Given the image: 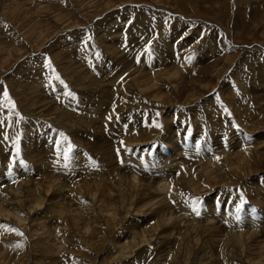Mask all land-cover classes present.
<instances>
[{
	"label": "rangeland",
	"instance_id": "obj_1",
	"mask_svg": "<svg viewBox=\"0 0 264 264\" xmlns=\"http://www.w3.org/2000/svg\"><path fill=\"white\" fill-rule=\"evenodd\" d=\"M25 1L0 0V183L8 185L23 179L27 184L26 179L31 177L38 182L41 178L39 183L44 184V176L49 175L70 190L81 185L89 187L94 194L89 197L87 193V201H81L82 208L75 207L86 209L89 213L87 220L79 217L84 223L87 221L91 228L87 235L83 231L85 241L71 232L64 244L67 251L57 254L55 259L49 252H43L35 257L17 260L23 262L16 263L243 264V260L239 261V251L237 258H233L235 251L241 248L240 245H232L228 250L231 253L227 255L222 247H216L210 242L213 237L223 235L224 238V235L231 232L210 222L217 221L216 217L223 214V211L218 212L220 206H215L213 212L204 214L203 209L200 211V215L194 219L196 223L201 222L200 227L189 230L195 236L188 233L186 243L183 240L179 252L175 240L183 236L173 230V225L177 216L183 212L167 210L169 217L164 230H169V237L162 238L161 231L153 232L149 242L139 246L136 245L140 241L138 237L150 226L140 228L141 224L137 223L134 227L137 234L130 233L129 222L140 219V214H128V208L131 203L141 207L150 192L158 200L161 196L172 198L178 191L179 197L186 196L190 203L191 197L197 194H200L197 197L201 202L214 194L223 196L226 193L231 197L236 194L246 203L241 204L239 211L235 209V219L227 213L230 224L234 225L235 230L243 231L248 227L243 218L245 208L252 212L253 201L261 202L263 205L256 215L252 212L255 226L249 233H239L248 246L254 245L257 248L264 241V227L257 223L260 210L264 211V200L255 195V189L247 184L250 181L264 188V158H256L255 155L244 175H236L230 168V164L238 159L237 152L242 154L244 147L254 151L257 150L256 146L258 149L264 147V0H126V10L120 6L123 0H97L98 4L92 8L90 0H86L82 7L78 5L80 0H39L36 5L40 3L39 6L46 7L45 13H42L45 19L32 29V38L24 37L27 32L24 30L25 25H21L23 21L16 16L7 18V13H4L7 9L3 8L4 5L23 8ZM31 4L33 2L28 5ZM105 15L110 16L106 19L112 26L108 32L104 29L106 22L102 20ZM111 18H115L114 24ZM164 23L168 25L167 28ZM166 39L175 46H186L183 47V55L192 52V58L188 59L191 61L190 68L182 65L185 69L180 75V70L175 72L173 64L177 62H174L175 55L172 53L170 57L164 55L165 61H158L160 66L156 67V54ZM74 42H82L77 50L76 46L72 47L76 44ZM65 44L72 48L60 55L58 51ZM142 44L143 50L149 48L147 52L150 53L145 62L142 55L139 59L137 57L144 52L138 49ZM131 45L136 48L125 52H129L128 55L133 59L135 65L132 66L124 63V58L113 55L121 47L129 48ZM12 50L14 53L17 50L20 52L11 54ZM79 52L85 53L84 58ZM142 63L147 66L146 69ZM152 63L155 71L152 76H156V72L164 66L160 71L175 73L180 78V84L174 86L167 79L165 85L158 87V91L152 95L151 91L143 90L142 94L136 91L130 95L132 102L129 105L124 103V108L120 109L123 93L117 85L119 79L116 75L128 68L132 76L139 75V68L146 71ZM238 71V75L244 77L242 82L236 79ZM57 75L59 80L56 79ZM113 77L116 81L111 83ZM132 88L134 81L128 87V93L133 92ZM4 91H7L10 100L5 99ZM157 95L160 101L155 102L153 98ZM139 96L141 99L137 101ZM12 102L15 103L14 110L11 109ZM167 111H177L176 116L168 119L171 128L164 120V117L169 116ZM127 120L134 132L141 133V126H151L150 131L155 134L141 133L138 138H132L140 140L141 144L154 142L151 151L140 154V150L147 148L145 146L133 150L129 146L134 143L130 139L132 135L118 132L122 127H125V131L130 129ZM232 122L241 126L240 130L249 136L248 139L233 131ZM186 130L190 135L184 134ZM60 133L64 136L61 137ZM124 136V140L131 143H124L121 147L116 137ZM169 138L179 139L178 144L184 148L183 151L189 150L187 153L193 156L189 155V158H193L191 160H181L179 169L165 165L164 157L158 159L160 147L164 152ZM191 142L192 145L199 144L191 149ZM202 150L205 153L203 156ZM32 151L43 154L33 159ZM208 166L216 172L213 179L208 178L214 191L201 188V193L198 191L191 196L192 188L183 180L186 177H182L195 176V182L198 183L197 172ZM37 167L46 175L35 172L34 168ZM118 174L124 180L136 174V183L146 178L147 181L143 182L148 187L137 190L138 184L131 186L135 194L127 196L121 205L119 198H110L104 193L108 187L113 186L112 179ZM151 174L157 175L159 179H149ZM159 183L163 185L161 195L155 194ZM44 197L48 198L46 195ZM94 197L101 201L102 207L98 206L97 200L94 202ZM215 201H219L218 197H215ZM156 211L158 209H151L143 216L153 217L157 215ZM58 214L56 216L61 217V213ZM172 215L176 217L172 218ZM219 221L221 224L226 222L222 219ZM55 224L60 226V218ZM22 229L19 232L25 233ZM33 239L38 241V238ZM206 240L209 247L204 249L202 245ZM14 247L20 250L25 244L20 239ZM160 254L164 255L163 261L156 258ZM66 256L70 260H65Z\"/></svg>",
	"mask_w": 264,
	"mask_h": 264
},
{
	"label": "bare ground",
	"instance_id": "obj_2",
	"mask_svg": "<svg viewBox=\"0 0 264 264\" xmlns=\"http://www.w3.org/2000/svg\"><path fill=\"white\" fill-rule=\"evenodd\" d=\"M38 1L39 0H35V1L34 0H26L23 8L9 7L7 5L3 6L4 9H7V10H4V13H7L6 14L7 18L12 19L16 16V18L18 20L21 19L23 21V24H21V25H25L24 30L28 33V34L27 33L25 34V36H24L25 38H29V37L32 38L33 33H34V31L32 29L38 23H40L41 21H43L45 19V17L44 18L42 17V13H45L44 10H46V7L39 6L40 3L38 5H36V3ZM30 2H33V4H31V6L28 5V4H30ZM85 2H86V0L78 1L79 7L80 6L82 7ZM126 2H127L126 0H123V2L120 4V6H123V8H125L127 5H125L124 3H126ZM89 4H90V7L92 8V7L96 6L98 3H97V0H90ZM115 4H117V3H115ZM104 8H105V10H107L105 6H104ZM126 9L127 8H125V10ZM110 12H114V11H110ZM1 14L3 15V13H1ZM6 15H4V17ZM107 17H110V16L107 15L102 20L106 22L104 29H105V31L108 32L109 30L111 31L112 26H111V23L106 19ZM114 19L115 18H111V21L113 24H114ZM100 23H102V21ZM118 26L120 27L119 24H118ZM137 27L139 28L138 25H137ZM167 27H168V25H166V28ZM105 36H106V34H105ZM48 40H50V39H48ZM48 40H46V42ZM77 41H79V40H77ZM74 43H76V42H74ZM167 43L169 45H167ZM133 44H134V42H133ZM162 45L163 46L160 47V51L158 52V55L156 54V56L158 58V60L156 61V67L160 66V63L162 61H165V60H163L164 55H166V57L167 56L170 57V55L172 56V54H174L172 50L174 49L175 51L178 52V56H179V57L174 56V59H175L174 62H177V63L173 64L175 66L174 67L175 72L177 71V73H178V71L180 70L179 71V75H180L181 72L185 69V68H182V65L190 68L191 61H188V59L192 58V54H191L192 52L187 54V55H183V52H182L183 47H186V46H183V44H180L179 46H175V44L173 42H168L167 39L164 42V44L162 43ZM73 46L77 47V43L72 45V47ZM72 47H70V45L68 46L67 44H65L64 46L60 47L61 50L58 52L61 55L63 51H65V50L69 51L70 48H72ZM125 48L126 47H121L118 51L113 52V55L115 57H118V58H124L123 62L130 65V66L135 65V63L133 62V59L128 55L129 52L126 53L125 51H131V48H136V46L131 45L129 48H126V50H124ZM138 49L141 52L144 51L143 50L144 49L143 44ZM211 49H214V48H211ZM147 50H149V48H147L146 51H144L142 54H139L137 56L138 59H139V56L142 55L143 62H145L150 55V53L147 52ZM18 51L19 50H17V52L14 53L12 50L11 54H17ZM80 54L82 55L81 57L84 58L85 53H80ZM130 54H132V53L130 52ZM87 57H88V55L86 56V58ZM177 59H179V60H177ZM158 61H160V63H158ZM128 62H130V63H128ZM0 63H1V61H0ZM140 63H141V61L139 62V64ZM162 66H163V63H162ZM142 67H144L146 69L147 66H144V64H143ZM150 67H152V69ZM163 67L162 68L158 67V68H160L158 71L163 70ZM174 69H173V71H174ZM129 70H130V68H128L124 71H121L120 74L116 73L117 74L116 76L119 79L118 80L119 84H117V85H118L120 91L123 93V95H122L123 98H121L122 104H121L120 109L124 108V106H125L124 103L129 105V103L132 102V97L130 95L135 94L136 91H138L139 94H142L143 90L146 92L151 91L150 94L152 95L153 92L158 91L157 88L162 86V84H164L167 79L170 82L174 83V86H178L180 84L179 76L177 77L176 74L175 73L173 74L171 71H166V70H165L166 72H162V71L158 72L157 71L156 76H152V73L155 72V71H153L154 70L153 63L150 66H148V69L146 71H141L139 68V71H138L140 73L139 75L137 74L138 73L137 72L136 73L137 75L132 76L133 74L130 73ZM148 70H150V71H148ZM238 74H239V71L237 73L236 79H238L239 82H242L241 80L244 79V77L241 78L243 75L241 76ZM125 75H126V77L122 78ZM112 79L113 80L111 81V83H114V81H116L115 77H113ZM128 79H130V80H128ZM133 81H134V88H132V90H131L133 92L128 93V91H127L128 87L130 85H133ZM158 95L154 96V98H153V100L155 102H156V100L160 101ZM140 99L141 98L139 96L137 101H140ZM165 99H168V98L165 97ZM176 112L175 113H171V112L168 113V111H167V114L169 116H167V118L164 117V120H166V124H168L169 127H170L171 123H170V121H168V119L170 116H171V119L173 116H176V114H177ZM241 113H243V111H241ZM126 124L130 126V129L128 130L129 132L125 131V127H122V129H120L118 132H120L121 134H127L128 133V135H132L130 137V139L132 141H134V143L132 145H129V146H131L133 148V150H135V148L138 146L147 147L145 150L144 149L140 150L139 151L140 154H143L145 152L147 153V152L151 151L152 150L151 147H152V145H154L153 144L154 142L149 143V144H145V143L141 144L140 140H133L132 139V138H135V139L138 138L141 135V133H147V132L152 133L153 132V134H155L154 131H150L151 126H147V127L141 126L140 127L141 133H140L139 131L134 132L133 130H131L133 128H131V125L128 122V120H127ZM216 127H217V125H215V128ZM219 128H221V127L219 126ZM118 132L116 131L115 133L117 134ZM153 136H155V135H153ZM153 136H151V137L153 138ZM116 138H119V140L122 139L121 141L118 140V143L121 144V147L125 145L124 143H131V141H129V140L128 141L124 140L125 136L121 137V138L120 137H116ZM260 139H262V138H260ZM186 141H188V140H186ZM178 143H179V139L172 138L170 140V138H169L168 143L166 142L167 145H165L166 149H164V152L161 151V147H160V152H158V154H157L159 160L163 159V157L166 159L165 165L171 166L172 168H176V169H179V167L181 165V162H180L181 160L193 159V158H189V155L192 156L191 154L187 153V152H189V150L187 152L183 151L184 148L180 147ZM236 143L238 144V142H236ZM198 144L199 143L192 145V142H191V144H189V147L191 149H193V148H196L198 146ZM159 146H160V144H159ZM263 148L264 147L260 146V148L258 149L256 146L257 150L254 151L251 148L249 150H247L248 148L244 147L242 149V152H243L242 154H240V152H237L238 153V159L235 162L230 164V168H232V171L236 175H244L245 170H247V167H249L251 165L250 164L251 160L253 159V157H255V155H256V158H264V149ZM202 149H203V144H202ZM32 153H33V151H32ZM42 154L43 153H38V152L34 151L33 155L32 154L31 155L33 156V159H36V158H39ZM153 155H155V153ZM157 155H156V157H157ZM203 155H205L204 150H202L201 156H203ZM34 156L36 158H34ZM209 166L206 169H203L202 171L197 172V175L199 177L198 183L195 182L196 181L195 176H192L190 178L189 176L184 175L182 177V178L186 177L183 180L186 182V184L188 186H190L192 188V190H191L192 194H190L191 196L195 195L196 192H198V191L201 193L202 192L201 188L202 189L206 188L207 191L208 190L214 191V188L210 185L211 181H209L208 178L213 179L214 176L216 175V172L213 170V168L210 169ZM180 170L183 171V169H180ZM190 170L193 171V169H190ZM34 171L37 172L38 174L41 173L42 175H46V173H43L41 168H38V167L34 168ZM184 172H185V170H184ZM44 177H45V183L44 184L39 183L41 178L38 182V181L34 180V178H31V177L26 179L27 184L25 183V180H23V179H19V180L17 179L14 183H11L8 185H3L4 183H2V184L0 183V187H1L0 188V264H17L19 262L22 263L23 261L17 262V260H24L25 257H35V256L42 254L43 252H49L51 255H53L52 256V257H54L53 259H55V256L57 254L67 251L64 244H66L68 241V237L70 236V235H68L69 233H71V232L75 233V235L80 237L83 241H85L83 239L84 238L83 237L84 236L83 231L86 235L90 233L91 228H90V226H88L87 221L84 223L83 221H81L82 218H81V220L79 219V217H83L85 220H87L86 218L88 217L89 213L87 214L86 209L83 210V209L75 208V207L81 206V208H82L83 205H81V201H84V202L87 201L86 200V198H87L86 194L87 193L90 194L89 195V197H90V196H93L91 194H94V192L91 191L89 189V187L81 186V185L78 188L73 185L74 189L72 188L73 190H70L67 187H63V185H61L60 183H57L56 179L49 177V175L44 176ZM117 178H119V180H116ZM149 179L156 180V179H159V177L155 174H151V175H149ZM137 180H138V178L136 177V174L129 175L128 179L126 178L125 180L123 179V177H120V174H118L116 178L112 179L113 186L108 187L107 191H105L104 193L110 198L112 196L115 197L116 199L119 198L121 200V205H122V203L125 202V199L127 196L131 197L135 194V192L132 189L133 187H131V186H135V184H138L137 190H139L140 188H147L148 187V185L145 182H143V180L147 181L146 178H143L141 183H136ZM247 184L251 188L255 189V191H254L255 195H259L264 200V188L259 187L260 185H258L256 183H252L250 181H247ZM254 184H256L255 187H254ZM10 185H12V186H10ZM257 185H258V187L256 188ZM162 187H163L162 183H159L157 188H156L155 194L161 195ZM229 187L232 188L233 186L229 185ZM126 190H127V192H126ZM204 191H205V189H204ZM225 191H227V189H225ZM44 195H46L48 198L44 197ZM197 195H200V194H197ZM197 195L195 197H191L192 199H191V203H190V201H188L186 199V196L184 198L179 197L178 191L175 192L174 197H172V198H169L166 196H161V197H159L158 200H155L154 193L150 192L148 197L146 198V201L144 202V204L141 207H136V206H134L133 203H131L129 205V208H128V214H133V215H139L140 214V219H138L136 221L133 220V221L129 222V225H128L129 228L128 229H129L130 233H133L134 235L137 234V231H134V227L137 223L141 224L140 228H145L146 226H150L149 228H146L143 231V234L140 237H138V239H140V241L136 245L141 246L142 244L144 245V243L145 244L148 243L149 237H151V233H153V232L161 231V232H163L161 235L162 238L166 239L167 237H169V235H167L169 230L168 229L164 230V228L166 227V224H167L168 217H169V213L167 212V210L170 211V209H174L175 211L183 212L182 215L177 216V220L175 221V223L173 225V230H177L178 234L183 236V237L180 236L179 238H176V240H175V244L177 246L178 252L181 251L183 244H184L183 240L186 243V239H187L186 236H188L187 235L188 233H191L189 230H195L196 226L200 227L201 222L196 223L197 220H194L197 215H200V211L203 209V212L205 214V212H211V211L213 212L215 209L214 208L215 206H217V208L220 206L219 204H217L219 202L215 201V197H218V195H216V194H214V196L211 198L206 197L205 200L203 199L202 202L199 200ZM222 195H223L222 196L223 199L226 201H229L232 198L231 196L227 195L226 193L222 194ZM235 196H236V194H234L233 197L235 198ZM249 196H251V195H249ZM239 198L241 199V196ZM123 199H124V201H123ZM218 199H219V197H218ZM237 199H238V197H237ZM93 200H94V202H95V200H97L96 202L98 203V206L102 207L100 200H98L95 197L93 198ZM226 201H225V203H227ZM230 201H231V206H234L235 202L238 203V201H236V200H230ZM211 202L215 203V204H212ZM88 204L89 203H87V205ZM253 204H254L253 209H252L253 213L257 212L261 208V206L263 205L261 202H254V201H253ZM200 206H202V208ZM224 206H227V205H224ZM151 209H158V211H156L157 215H155L153 217L143 216V214L145 212H147ZM245 210H246V211H244L245 216L243 218L245 219V223L248 225V227H245L243 231H238V230H235L233 228L234 225L230 224L229 216H227V213H228L233 219H235L236 218L235 213L231 212V210L219 207L218 212L223 211V214L219 217L215 216L217 218V221H210V222H212L213 224L216 223L218 225V228H220V229L229 230L231 232H229L228 235H224L225 236L224 238H222L223 235L213 237L210 242H211V244L214 243V245L216 247L218 245H219V247H222L223 251L227 255H229L231 253L230 251L228 252L229 248L234 244H238L241 246V248L239 247L238 250L235 251L233 258H237V255H238L237 251H239L240 252V260L239 261L243 260V264H264V243H263L264 241L261 242L262 243L261 245H257L258 246L257 248L254 245L248 246L247 244H245L242 241V234L239 233V232H248L249 233V231L256 224L255 219H252L253 215H252V212L249 211V208H247V209L245 208ZM262 212H263V214H261ZM58 213H61V217L56 216ZM218 214H220V213H218ZM240 215H243V214L241 213ZM254 215H256V213ZM203 216H205V215H203ZM248 216L251 219L247 218ZM175 217L176 216L172 215V218H175ZM59 218H60V226H58V224H55V222ZM156 218L158 220L155 221V223L150 224ZM218 218L225 220L226 221L225 224H221V222L219 221ZM258 219L259 220L257 223L259 225H263V227H264V211L260 210V215H259ZM250 223L252 226L249 225ZM82 225H84V227H82ZM204 226L209 227V225H204ZM21 227H23V229L25 230L24 231L25 233L19 232ZM12 229H15L16 231H12ZM26 230H28V232H26ZM222 231H224V230H222ZM17 232L22 233L23 235H18ZM184 232H185V234L183 235ZM233 232H238V233L235 234ZM248 233H247V235H248ZM24 234H25V237H24ZM163 234H165V235H163ZM192 234L193 233H191L190 235H192ZM194 236H195V234H193V237ZM251 236L253 237L254 235L251 234ZM33 237L38 238L37 239L38 241L33 239ZM20 239L25 244V247L23 249L21 248L22 250L21 249L15 250L14 245L16 243H18V241H20ZM197 240L198 239H196V241ZM28 242L31 244H29ZM227 246H229L228 249H226ZM202 247H204V249L209 247L208 240H206L204 242V245H202ZM46 248H48V250H46ZM234 248L235 247H233V249ZM252 248H254V249H252ZM70 250L71 249H69V251ZM186 250H188V247L186 248ZM31 255H33V256H31ZM241 257H244V258L242 259ZM68 258L69 257L66 256L65 260L66 259L70 260V258L69 259ZM156 258L163 261L164 255H162V254L157 255ZM36 260H38V259H36ZM39 260L41 261L43 259H39Z\"/></svg>",
	"mask_w": 264,
	"mask_h": 264
},
{
	"label": "snow or ice",
	"instance_id": "obj_3",
	"mask_svg": "<svg viewBox=\"0 0 264 264\" xmlns=\"http://www.w3.org/2000/svg\"><path fill=\"white\" fill-rule=\"evenodd\" d=\"M49 67H51V61H49ZM56 79L59 80L60 77L57 75ZM61 83H63V81H61ZM69 95L71 96L72 93L70 92ZM4 97H5V99L10 100V97H9L7 91H4ZM11 109H13V110L15 109V103L14 102L11 103ZM109 119H111V117H109ZM0 123H2V122H0ZM60 136L63 137L64 134L60 133ZM5 139H7V136H5ZM68 151L69 152L71 151V146H69ZM17 154H19V148H17ZM65 158L67 159V156H65ZM240 207H242V205ZM240 207H238V209H237L238 211L240 210ZM12 231H16V230L12 229ZM17 234L18 235H23L22 233H19V232H17Z\"/></svg>",
	"mask_w": 264,
	"mask_h": 264
}]
</instances>
